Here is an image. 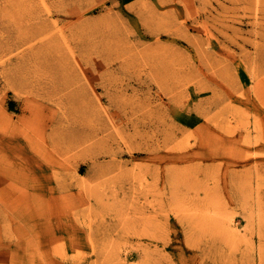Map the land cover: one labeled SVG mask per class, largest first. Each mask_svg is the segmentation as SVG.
<instances>
[{
  "label": "rangeland",
  "instance_id": "1",
  "mask_svg": "<svg viewBox=\"0 0 264 264\" xmlns=\"http://www.w3.org/2000/svg\"><path fill=\"white\" fill-rule=\"evenodd\" d=\"M0 264H264V0H0Z\"/></svg>",
  "mask_w": 264,
  "mask_h": 264
}]
</instances>
